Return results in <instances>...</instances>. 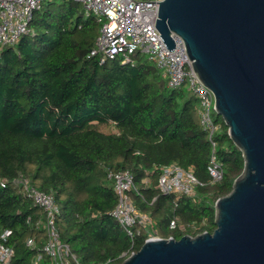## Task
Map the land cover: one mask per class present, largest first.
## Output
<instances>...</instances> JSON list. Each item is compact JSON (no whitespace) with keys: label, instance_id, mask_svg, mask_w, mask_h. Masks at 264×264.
I'll return each instance as SVG.
<instances>
[{"label":"trees","instance_id":"trees-1","mask_svg":"<svg viewBox=\"0 0 264 264\" xmlns=\"http://www.w3.org/2000/svg\"><path fill=\"white\" fill-rule=\"evenodd\" d=\"M99 26L80 1L48 0L21 39L0 50V230L12 231V264H31L25 240L40 236L43 217L14 184L18 177L54 195L61 239L83 264H121L146 236L130 234L111 214L118 198L108 170H130L135 205L160 236L178 239L214 231L215 202L243 171V152L217 112L213 153L199 100L185 84L170 87L140 53L128 62L89 56ZM212 155L225 171L220 181L208 168ZM173 162L193 169L196 196L160 191L161 169Z\"/></svg>","mask_w":264,"mask_h":264},{"label":"water","instance_id":"water-1","mask_svg":"<svg viewBox=\"0 0 264 264\" xmlns=\"http://www.w3.org/2000/svg\"><path fill=\"white\" fill-rule=\"evenodd\" d=\"M157 28L184 40L193 70L245 159L215 202L216 228L145 241L121 264H264V0H162Z\"/></svg>","mask_w":264,"mask_h":264},{"label":"built area","instance_id":"built-area-1","mask_svg":"<svg viewBox=\"0 0 264 264\" xmlns=\"http://www.w3.org/2000/svg\"><path fill=\"white\" fill-rule=\"evenodd\" d=\"M46 1L0 0V50L15 45L21 39L28 31L34 11ZM78 1L84 4L86 15H93L100 25L89 56H98L104 63L118 55L125 56L124 62L130 61L131 55L136 53L147 55L167 77L170 87L185 84L199 100L200 122L208 133L214 153L217 146L215 136L220 128L215 120V93L194 72L183 38L173 33L176 47L171 50L161 36L157 28L160 9V2L157 1L162 0ZM208 168L214 181L223 179L225 171L215 155H212ZM107 177L113 183L118 198L111 214L122 227L130 234L146 236V240L159 237L153 218L133 201L132 172L110 169ZM13 182L40 207L43 215L37 221L42 229L40 236L29 235L25 240L26 247L34 251L31 264H83L71 245L61 239L57 223L60 205L54 195L39 190L26 177H18ZM200 184L192 168L186 169L176 162L163 166L158 177V188L164 193L196 196ZM2 185H6L5 180ZM171 225H177L175 219ZM181 227L186 229L185 225ZM11 234L10 229L0 230V264H12L16 255L15 247L7 243Z\"/></svg>","mask_w":264,"mask_h":264},{"label":"rangeland","instance_id":"rangeland-1","mask_svg":"<svg viewBox=\"0 0 264 264\" xmlns=\"http://www.w3.org/2000/svg\"><path fill=\"white\" fill-rule=\"evenodd\" d=\"M81 10L85 12V7H84V4L81 2ZM86 14V12H85ZM146 57H148L147 55H145Z\"/></svg>","mask_w":264,"mask_h":264}]
</instances>
